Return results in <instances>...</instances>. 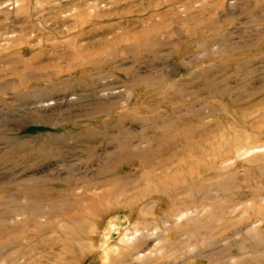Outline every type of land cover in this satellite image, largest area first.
<instances>
[{
	"label": "rangeland",
	"instance_id": "374dc122",
	"mask_svg": "<svg viewBox=\"0 0 264 264\" xmlns=\"http://www.w3.org/2000/svg\"><path fill=\"white\" fill-rule=\"evenodd\" d=\"M0 264H264V0H0Z\"/></svg>",
	"mask_w": 264,
	"mask_h": 264
},
{
	"label": "bare ground",
	"instance_id": "6f19581e",
	"mask_svg": "<svg viewBox=\"0 0 264 264\" xmlns=\"http://www.w3.org/2000/svg\"><path fill=\"white\" fill-rule=\"evenodd\" d=\"M110 224H111V222H110ZM112 224H113V222H112ZM109 227H110V226H109ZM107 229H108V228H107ZM115 229H116V228H115ZM108 232H109V231H108ZM110 232H111V229H110ZM113 233H114V231H113ZM126 234H127V233H126ZM127 236H128V237H127ZM127 236H126V237H123L124 239L121 237L122 240L124 241V240L127 238V241H128V240L130 239V238H129V234H128ZM135 237H136V236H135ZM139 238H140V237H139ZM122 240H121V241H122ZM136 240H137V239H136ZM123 241H122V242H123ZM133 241H135V240H133ZM133 241H132V239H131V242H132V243H133ZM125 242H126V241H125ZM135 242H136V241H135ZM135 242H134V243H135ZM137 242H138V241H137ZM123 244H125V243H123ZM129 245H130V244H129ZM131 246H132V245H131ZM123 248H124V247H123ZM127 248H128V247H127ZM132 251H133V250H132Z\"/></svg>",
	"mask_w": 264,
	"mask_h": 264
}]
</instances>
